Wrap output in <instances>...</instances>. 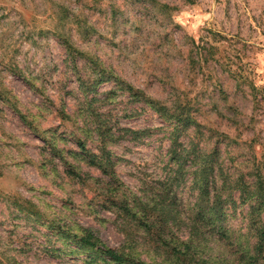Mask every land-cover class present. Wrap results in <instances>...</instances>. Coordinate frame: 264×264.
I'll list each match as a JSON object with an SVG mask.
<instances>
[{
	"label": "rangeland",
	"instance_id": "374dc122",
	"mask_svg": "<svg viewBox=\"0 0 264 264\" xmlns=\"http://www.w3.org/2000/svg\"><path fill=\"white\" fill-rule=\"evenodd\" d=\"M115 78L186 105L194 123L174 129ZM78 141L99 156L105 148L119 183L108 186ZM174 149L214 152L227 201L221 226H201L198 255L261 263L264 0H0V264H92L76 251L82 229L146 263L175 264L201 191L190 161L175 177ZM160 193L176 223L153 251L109 200L125 194L135 206Z\"/></svg>",
	"mask_w": 264,
	"mask_h": 264
},
{
	"label": "trees",
	"instance_id": "16d2710c",
	"mask_svg": "<svg viewBox=\"0 0 264 264\" xmlns=\"http://www.w3.org/2000/svg\"><path fill=\"white\" fill-rule=\"evenodd\" d=\"M70 53L73 52L71 46H67ZM117 88L122 92H128L136 103H143L149 106L157 114H159L166 121L174 124L177 129L179 126L183 125L185 127L191 126L194 121L192 120L189 110H187L186 105L175 104L173 108L161 104L158 101L148 98L140 92L135 90L133 86L123 81L120 78H115ZM100 129V126L97 127ZM78 147L80 149V155L86 158L89 164L98 166L103 169L105 175L109 177L108 186H112L115 183H119L117 179L116 172L110 167L109 158L106 157L105 148L101 149L102 155L92 153L86 146L85 142L78 141ZM171 161L177 166L175 171V177L178 176L186 169V165L190 161V166L195 168L193 174L195 175V181L200 187L201 199L199 205L196 207L193 216L188 218L189 224V234L186 240H182L180 245L183 246L182 249H172L176 255L175 264H210L209 260L201 258L197 250L201 245L200 241V229L201 226L213 225L221 226L225 217V209L227 201L223 200L221 188L217 190V176L215 175L216 165L214 162V152L213 153H193L186 152L185 150L180 151L174 149L171 155ZM75 172H73L74 174ZM111 183V184H110ZM118 188H116L113 195L116 193ZM214 191V195H212ZM118 202L116 200L110 199L109 201L113 203L114 206L118 207L122 215L128 220H135L141 224L144 229V235L149 241L151 249L157 251L161 246H164V237L166 231L170 228V225L175 222L172 218V212L170 205L166 203L167 194H155V196L147 197L145 202L142 197L136 196L134 199V205L132 206L131 200H129L125 194H122ZM116 197V196H113ZM246 198L245 200H247ZM166 243V242H165ZM76 248L87 255L89 263H96L99 261L110 262L114 264H150L142 260H139L131 254H126L120 250L109 247L101 238L95 235L89 229H82L75 238ZM256 255L258 261L264 264V230L259 236V240L255 247ZM73 254L76 252L73 251ZM258 263V264H261ZM154 264V263H151Z\"/></svg>",
	"mask_w": 264,
	"mask_h": 264
}]
</instances>
